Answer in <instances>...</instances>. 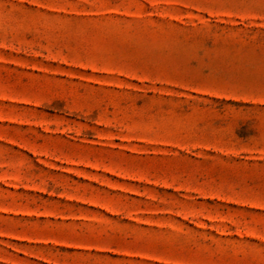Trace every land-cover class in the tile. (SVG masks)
I'll return each instance as SVG.
<instances>
[{
  "label": "rangeland",
  "instance_id": "obj_1",
  "mask_svg": "<svg viewBox=\"0 0 264 264\" xmlns=\"http://www.w3.org/2000/svg\"><path fill=\"white\" fill-rule=\"evenodd\" d=\"M0 264H264V0H0Z\"/></svg>",
  "mask_w": 264,
  "mask_h": 264
}]
</instances>
